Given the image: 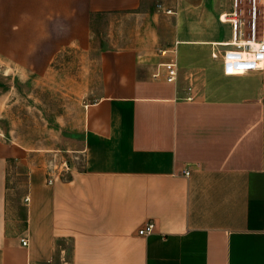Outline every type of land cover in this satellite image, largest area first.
<instances>
[{"label": "crops", "instance_id": "1", "mask_svg": "<svg viewBox=\"0 0 264 264\" xmlns=\"http://www.w3.org/2000/svg\"><path fill=\"white\" fill-rule=\"evenodd\" d=\"M233 1L0 0V114L11 71L90 70L81 169L49 185L34 150L0 137V264H264V66L212 58ZM175 49L178 82L155 79Z\"/></svg>", "mask_w": 264, "mask_h": 264}, {"label": "rangeland", "instance_id": "2", "mask_svg": "<svg viewBox=\"0 0 264 264\" xmlns=\"http://www.w3.org/2000/svg\"><path fill=\"white\" fill-rule=\"evenodd\" d=\"M85 62L88 61L82 58H63L58 65L65 68L51 70L43 78L25 77L11 71V84L7 85L11 87L10 95L5 94L6 111L0 114V137L34 150L31 156H36L38 164H47L48 168L57 166L60 170L67 161L81 169V154L70 147L82 119L83 101H86L83 81L90 70H82ZM4 99L0 96V104ZM18 170L20 187L14 197L20 201L26 175Z\"/></svg>", "mask_w": 264, "mask_h": 264}, {"label": "built area", "instance_id": "3", "mask_svg": "<svg viewBox=\"0 0 264 264\" xmlns=\"http://www.w3.org/2000/svg\"><path fill=\"white\" fill-rule=\"evenodd\" d=\"M160 9L161 6H158ZM166 14H172V11H166ZM264 19L263 0H234L233 10L230 14L224 16V21L232 25L233 35L229 43L213 44L212 58L222 60L227 69H259L264 66V31H260V20ZM170 61L162 64V71L157 72L153 77L155 79H164L169 84H176L179 80V65L176 49L169 52ZM164 56L168 51L162 52ZM188 101L194 100V89H187ZM70 164L65 161L58 170L57 166H50L48 184L51 185L54 179L63 173L69 171ZM186 177L190 172L184 173ZM155 231V224L149 222L139 231L141 236L151 235ZM22 245L27 247L29 242L22 239Z\"/></svg>", "mask_w": 264, "mask_h": 264}]
</instances>
